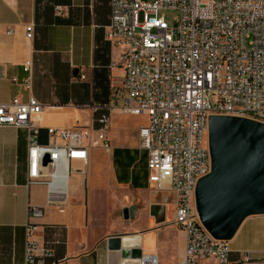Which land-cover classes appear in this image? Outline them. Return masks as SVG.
I'll return each mask as SVG.
<instances>
[{
	"label": "crops",
	"instance_id": "0c3cea01",
	"mask_svg": "<svg viewBox=\"0 0 264 264\" xmlns=\"http://www.w3.org/2000/svg\"><path fill=\"white\" fill-rule=\"evenodd\" d=\"M109 16V0H0V104L33 97L42 105L37 144L65 145L47 129H74L86 151L85 160L57 167L62 180L52 188L28 185L27 132L0 127V264L23 262L28 205L44 210L33 240L52 249L48 263L135 264L152 254L177 264L183 257L185 234L171 223L174 196L148 182L138 137L146 120L117 108L123 71L120 49L105 35ZM227 242L230 264L239 253L264 264V214L246 217Z\"/></svg>",
	"mask_w": 264,
	"mask_h": 264
},
{
	"label": "built area",
	"instance_id": "2783aa9c",
	"mask_svg": "<svg viewBox=\"0 0 264 264\" xmlns=\"http://www.w3.org/2000/svg\"><path fill=\"white\" fill-rule=\"evenodd\" d=\"M109 9L105 35L120 49L123 71L117 108L146 120L138 137L148 182L154 191L173 194L171 223L185 234L177 264H230L228 242L211 237L199 220L195 190L211 172L210 117L264 124V0H109ZM161 11L176 12L173 25ZM23 27L31 40L32 25ZM29 69L27 60L23 71ZM41 112L33 97L1 103L0 127L26 130L27 183L52 188L62 180L57 164L85 160L86 151L74 129H47L65 145L37 144ZM107 128L104 122L102 129ZM43 214V208L28 205L22 264H55L47 262L52 249L33 240L35 220ZM239 256L237 264H251L247 254ZM135 264L159 262L155 255L140 254Z\"/></svg>",
	"mask_w": 264,
	"mask_h": 264
},
{
	"label": "water",
	"instance_id": "95a60500",
	"mask_svg": "<svg viewBox=\"0 0 264 264\" xmlns=\"http://www.w3.org/2000/svg\"><path fill=\"white\" fill-rule=\"evenodd\" d=\"M208 148L211 172L197 183L196 210L211 237L228 241L246 217L264 214V124L212 116ZM131 211L124 209L123 217ZM120 258L129 256L121 252Z\"/></svg>",
	"mask_w": 264,
	"mask_h": 264
},
{
	"label": "rangeland",
	"instance_id": "374dc122",
	"mask_svg": "<svg viewBox=\"0 0 264 264\" xmlns=\"http://www.w3.org/2000/svg\"><path fill=\"white\" fill-rule=\"evenodd\" d=\"M159 15H162L165 22L168 24V25H173L174 24V21H175V18L177 16L176 12L175 11H161L159 13ZM141 18L139 17V20Z\"/></svg>",
	"mask_w": 264,
	"mask_h": 264
},
{
	"label": "bare ground",
	"instance_id": "6f19581e",
	"mask_svg": "<svg viewBox=\"0 0 264 264\" xmlns=\"http://www.w3.org/2000/svg\"><path fill=\"white\" fill-rule=\"evenodd\" d=\"M62 164H57V167L59 168Z\"/></svg>",
	"mask_w": 264,
	"mask_h": 264
}]
</instances>
